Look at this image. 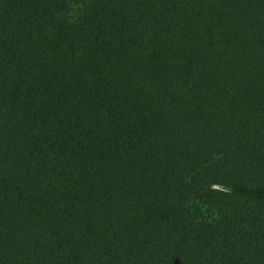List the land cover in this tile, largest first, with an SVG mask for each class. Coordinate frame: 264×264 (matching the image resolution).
Wrapping results in <instances>:
<instances>
[{
  "label": "trees",
  "instance_id": "1",
  "mask_svg": "<svg viewBox=\"0 0 264 264\" xmlns=\"http://www.w3.org/2000/svg\"><path fill=\"white\" fill-rule=\"evenodd\" d=\"M0 264H264V0H0Z\"/></svg>",
  "mask_w": 264,
  "mask_h": 264
}]
</instances>
